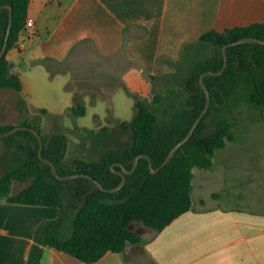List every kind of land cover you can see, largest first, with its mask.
<instances>
[{
	"label": "trees",
	"instance_id": "trees-1",
	"mask_svg": "<svg viewBox=\"0 0 264 264\" xmlns=\"http://www.w3.org/2000/svg\"><path fill=\"white\" fill-rule=\"evenodd\" d=\"M29 2L0 0V6L10 5L12 9L6 51L0 59V91L11 90L19 100L20 81L15 74L9 73L6 54L14 47L27 23ZM8 24L9 9L0 7V50ZM243 38L264 40V22L207 31L195 42L185 45L179 60L160 59V63L173 69L175 83H179L169 89L170 96L177 95L175 107L166 117L159 119L144 101L136 98L133 117L119 125L131 135L130 144L124 150L108 149L96 161L77 158L67 164L64 161L66 135L59 130L43 135L33 120L23 121L18 126L32 128L40 135L43 141L41 157L38 138L30 131L19 130L0 138V146L3 143L11 149L13 163L12 168L0 177V202L58 210L56 219L43 221L35 228L25 264H46L42 262L44 248H53L86 264L98 261L108 252L121 254L124 262L129 263L126 250L142 242L141 235L131 229L132 223L137 222L157 233L190 210L193 169H211L216 151L234 141L233 125L228 115L241 104L264 109V46L258 43L229 45ZM224 46L226 68L219 75L203 78L210 94L205 115L170 161L151 174L149 162L142 156L148 157L152 169H156L172 147L186 136L206 103L199 78L205 72L222 69ZM34 62L44 65L51 77L60 71L55 67L62 65L51 59ZM185 62L188 74L177 79ZM166 75L148 78L156 81ZM67 88L72 90L68 85ZM165 99V96L156 94L152 102L162 104ZM68 111L73 116H84L86 106L76 101ZM37 112L48 113L44 109H37ZM210 120L214 121L213 124L209 123ZM14 127L1 125L0 133ZM137 156L140 157L136 168L126 175L125 184L114 193L97 189L93 181L82 176L57 179L50 164L42 160L50 161L59 176L86 175L104 189H111L122 180L114 171H122V167L132 169ZM15 183L23 185L17 193L12 192ZM71 210L74 213L69 216Z\"/></svg>",
	"mask_w": 264,
	"mask_h": 264
},
{
	"label": "crops",
	"instance_id": "crops-1",
	"mask_svg": "<svg viewBox=\"0 0 264 264\" xmlns=\"http://www.w3.org/2000/svg\"><path fill=\"white\" fill-rule=\"evenodd\" d=\"M28 21L32 28L26 39H20L23 48L13 47L6 54L9 73L20 81L18 101L25 108L21 106V112L16 110L9 120H0V126L30 122L32 118L20 113L39 114L37 109L48 112L36 118L46 127L88 126L94 122V107L90 110L86 97L76 99V93L67 88L69 70L51 77L44 65L34 61L72 63L84 46H90L100 57L124 56L145 77L162 76L173 69L159 60H179L185 45L203 33L264 22V0H30ZM122 90L110 96L119 122L131 120L135 103L129 95L132 91L126 95ZM0 92L8 97L6 101L16 97L11 90ZM116 97L125 100L119 103ZM76 101L85 104L84 116L68 111ZM8 107L0 104V114ZM0 148L6 153V160L0 159L1 177L13 164L11 149ZM19 186L23 188L15 183L12 192L20 191ZM211 200L202 198L194 204L192 199L190 210L160 232L146 227L137 230L142 242L126 250L129 263L121 254L108 252L91 264H132L131 258L137 264H264L263 204L246 200L243 205L220 207ZM50 211L58 213L52 208L0 202V264L26 263L35 228L49 218ZM42 262L86 264L53 248H44Z\"/></svg>",
	"mask_w": 264,
	"mask_h": 264
},
{
	"label": "rangeland",
	"instance_id": "rangeland-1",
	"mask_svg": "<svg viewBox=\"0 0 264 264\" xmlns=\"http://www.w3.org/2000/svg\"><path fill=\"white\" fill-rule=\"evenodd\" d=\"M75 58V62L63 63L55 67V70H69L68 86L76 93L77 98L86 97L90 110L94 107V122L91 120L88 126L75 123L72 127H46L42 125L44 122L36 121L41 116L40 113H20L23 118H32L39 124L43 135H51L57 130L66 135L64 161L67 164L77 158L96 161L105 150H124L130 144V132L121 130V122L113 116L110 96L117 89L122 88L121 92L125 94L131 90L129 95L144 101L159 119L166 117L175 107L174 98L177 95L170 96L169 89L179 86V83H175L177 80H174L173 72L151 81L140 74L136 65L124 59V56L118 59L100 57L90 46H84ZM187 62L182 66L183 70L177 79L187 76ZM156 94L165 96L162 104L152 102ZM5 99L8 97L0 92V104L7 103V107L10 105L2 110L0 120L8 119L16 110L21 112V108H25L16 97L10 102ZM116 99L119 103L125 100L119 97ZM97 112L102 115L99 117ZM228 118L233 125L234 141L227 142L223 149L216 151L211 169H193V203L204 198L209 201L212 199V203L220 207L242 204L246 200L262 203L264 206V109L241 104L231 111ZM213 122L209 121L210 124ZM4 146L2 143L1 147ZM4 158L6 160V153L0 148V159L5 161ZM73 213L71 210L69 216ZM55 215L50 211L46 221L53 220ZM56 216L58 217V213ZM142 227L137 222L131 225V229L136 232L141 231ZM130 262L137 264L136 259L131 258Z\"/></svg>",
	"mask_w": 264,
	"mask_h": 264
},
{
	"label": "water",
	"instance_id": "water-1",
	"mask_svg": "<svg viewBox=\"0 0 264 264\" xmlns=\"http://www.w3.org/2000/svg\"><path fill=\"white\" fill-rule=\"evenodd\" d=\"M0 7H5V8H8L9 9V24H8V29H7V33H6V36H5V41H4V44L0 50V59L2 58V56L4 55L5 51H6V46H7V38H8V34H9V31H10V26H11V21H12V9H11V6L10 5H3V6H0ZM243 43H258L260 45H263L264 46V40H259V39H256V38H243V39H240L238 41H235L233 43H230L229 45H238V44H243ZM225 48L226 46L223 47L222 51H223V59H224V65L222 67L221 70L217 71V72H213V71H208V72H205L203 73L200 78H199V82H200V85L202 87V89L204 90L205 92V95H206V103H205V106H204V109L202 110V112L200 113V115L196 118V120L194 121L193 125L191 126V128L189 129L188 133L186 134V136L181 140L179 141L178 143H176L172 149L169 151V153L167 154V156L165 157L164 161L160 164V166L156 169H152V166H151V162L149 160L148 157L146 156H142L144 158H146L149 162V167L151 169V174H155L157 173L165 164H167L170 159L173 157V155L175 154L176 150L182 146L187 140L188 138L191 136V134L193 133V131L195 130L197 124L199 123V121L202 119V117L205 115L208 107H209V104H210V94H209V91L207 89V87L205 86L204 82H203V78L206 77V76H215V75H219L223 72V70L226 68L227 66V55H226V51H225ZM19 130H24V131H30L32 133H34V135H36V137L38 138V141H39V151H38V154L39 156L41 157V149H42V146H43V141H42V138L40 137V135L37 133V131H35L34 129L32 128H29V127H25V126H16L4 133H0V138H4V137H7L11 134H13L14 132L16 131H19ZM140 156H137L135 159H134V164H133V167L132 169L130 170H126L125 168H123L121 166V164H118L120 167H122V171H114L117 175H120L122 177V180L120 182V184L114 188H111V189H104L99 183H97L95 180H93L91 177L89 176H86V175H80V174H73V175H67V176H59L56 172V169L54 167V165L48 161V160H45V159H42L45 163H48L50 164L51 166V170H52V174L57 178V179H60V180H69V179H73V178H77V177H84L86 179H89L91 181H93V183H95V187L99 190H102V191H105V192H108V193H114L116 191H118L119 189H121L123 187V185L125 184V181H126V175L128 174H131L134 169L136 168V165H137V160ZM113 167V166H112Z\"/></svg>",
	"mask_w": 264,
	"mask_h": 264
},
{
	"label": "built area",
	"instance_id": "built-area-1",
	"mask_svg": "<svg viewBox=\"0 0 264 264\" xmlns=\"http://www.w3.org/2000/svg\"><path fill=\"white\" fill-rule=\"evenodd\" d=\"M31 26H32V23L28 21L26 23V25H25V29H28V30L24 31V29H22L20 31L18 40L15 43L14 47H16L18 49H22L23 48V41H21L20 39H22V38L26 39L30 35L31 28H32Z\"/></svg>",
	"mask_w": 264,
	"mask_h": 264
}]
</instances>
